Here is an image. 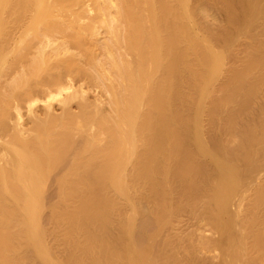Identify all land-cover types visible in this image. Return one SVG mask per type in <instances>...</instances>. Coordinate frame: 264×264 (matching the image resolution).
Here are the masks:
<instances>
[{
  "label": "bare ground",
  "instance_id": "bare-ground-1",
  "mask_svg": "<svg viewBox=\"0 0 264 264\" xmlns=\"http://www.w3.org/2000/svg\"><path fill=\"white\" fill-rule=\"evenodd\" d=\"M0 264H264V0H0Z\"/></svg>",
  "mask_w": 264,
  "mask_h": 264
}]
</instances>
